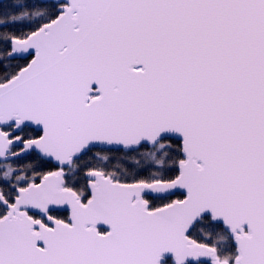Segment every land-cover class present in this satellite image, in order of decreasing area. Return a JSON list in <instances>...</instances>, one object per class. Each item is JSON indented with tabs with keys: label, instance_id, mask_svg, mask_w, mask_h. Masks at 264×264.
<instances>
[{
	"label": "snow or ice",
	"instance_id": "snow-or-ice-1",
	"mask_svg": "<svg viewBox=\"0 0 264 264\" xmlns=\"http://www.w3.org/2000/svg\"><path fill=\"white\" fill-rule=\"evenodd\" d=\"M0 264H264V0H0Z\"/></svg>",
	"mask_w": 264,
	"mask_h": 264
}]
</instances>
